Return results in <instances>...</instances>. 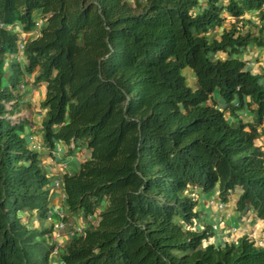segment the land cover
I'll list each match as a JSON object with an SVG mask.
<instances>
[{"label":"trees","instance_id":"1","mask_svg":"<svg viewBox=\"0 0 264 264\" xmlns=\"http://www.w3.org/2000/svg\"><path fill=\"white\" fill-rule=\"evenodd\" d=\"M263 33L264 0H0V264H264L247 235L217 240L194 197L264 232V74L248 59ZM32 84L43 147L88 153L59 180L70 217L95 219L55 256L51 226L31 225L53 215L51 179L27 120L6 117Z\"/></svg>","mask_w":264,"mask_h":264},{"label":"rangeland","instance_id":"2","mask_svg":"<svg viewBox=\"0 0 264 264\" xmlns=\"http://www.w3.org/2000/svg\"><path fill=\"white\" fill-rule=\"evenodd\" d=\"M247 17H248V14H245V18ZM254 19L256 20V18ZM230 20L231 19L227 17L225 21L223 22V25L228 27ZM262 39H264V33L262 34ZM258 50H261V49H258ZM258 50L256 51L250 50L249 52L250 56H252V57H249V63H252V66H250V69L252 68V71H255L257 73L258 71H264V68H261V65H259L258 63L252 62L256 58H258V56L261 54ZM263 66H264V63H263ZM183 72L187 74L188 69H184ZM187 78H188V82L192 85L193 84L192 75L187 74ZM23 90H25V88H23ZM42 92H43L42 84H37V85L32 84L30 89L25 91L23 95V98L21 100V111L13 115H6V117L10 118L14 122H17L20 118H25L27 120L28 123L26 124V130L28 131V133H27L26 139L28 141H31L33 146L37 150H39L41 154V160H44L48 163L46 164V166L56 163V161H58L57 163H59V165L61 167H64L65 169H67L68 166L71 169H76L78 167V159L81 158L80 157L81 153H79V151L77 152V154H75L76 150L72 152L73 154L71 155V157H66V156L60 157V155L64 153L63 151L65 150V148L60 149V152L58 153L53 152V153L48 154V149L44 148L42 145L41 134L39 132V126H38L39 121H40V116L43 112L41 105H40V101L43 96ZM7 106H9V104H7ZM240 117L242 120L247 119V117L244 115H240ZM260 147L262 151L264 152V143H262ZM56 149H58L57 145L55 146V150ZM51 182H52V179H51ZM194 197L197 200L196 209L200 213V216H201L200 220L206 219L210 222L211 226L212 225L216 226V229L213 228L216 232L214 237L220 241H223V240L230 241L233 238H235L236 234L232 233L231 231L232 226H229L230 219H229V216L227 215V209H229L230 207L228 206V208L223 207L219 209L218 208L219 200L214 197H213L214 201L211 205L208 199L206 198V196L202 194H197ZM230 201L234 202L233 197H231ZM232 202L230 204H232ZM63 211L65 212V210ZM65 213L68 216V219L66 222V229L64 230V232H62V238H66V234L68 233L69 235V232L75 230L78 225L77 220L75 221L72 217H70L68 212H65ZM231 222L233 223V219L231 220ZM196 223H198V221H196ZM31 225L35 229L49 228L51 226V220L48 219L46 216L44 218H41L40 216L39 218L34 217L31 221ZM63 241L65 240L62 239V243Z\"/></svg>","mask_w":264,"mask_h":264},{"label":"crops","instance_id":"3","mask_svg":"<svg viewBox=\"0 0 264 264\" xmlns=\"http://www.w3.org/2000/svg\"><path fill=\"white\" fill-rule=\"evenodd\" d=\"M250 50H253V51H256L258 49L256 48H251ZM261 54L258 56V58H256L255 60H253L252 62L253 63H258L259 65H261V68H264L263 66V63H264V49H261V50H258ZM250 52V51H249ZM249 57H252L250 56V53L248 55V59ZM249 66H252V63H249ZM252 70V68H251ZM255 72V71H253ZM257 73V72H256ZM258 73H263L264 74V71H258ZM39 126V124H38ZM40 132V131H39ZM261 144L264 143V136L263 138H261ZM79 151V153H81L80 155V159H78V163L88 155L87 153V150L85 149H81V150H76L75 154H77V152ZM49 154V152H48ZM73 153H70V154H67L65 155V153H63L62 155H60V157H71ZM56 160V158H55ZM43 164L46 166V164H48L46 161L42 160ZM58 161H56V163H53V164H50L48 166H44V170L46 172V174L50 177V179H54V178H59L60 174L63 173V172H72L73 170L75 169H71L69 166L67 167V169H65L64 167H61L59 165V163H57ZM52 166V167H50ZM59 166V168H58ZM215 196V194H213ZM206 196V198L208 199L209 197L207 195H204ZM235 198L233 197V200ZM232 201H230L231 203ZM229 203V204H230ZM233 205V204H232ZM51 207L53 210H55L56 208H60L62 210H65V207L63 205V199L61 198L60 196V191L59 190H55V189H52V195H51ZM207 210V209H206ZM66 212V210H65ZM227 215L229 216V219H230V222H229V226H232V227H236V232L235 234L239 235V234H244V235H247L248 237H253L254 239H261L264 241V232H263V222L259 219H256L253 217V214H251L250 212L248 213H244V214H240L238 211L235 210L234 207H232L230 205V208L227 209ZM233 219V223L231 222V220ZM64 239L65 241H63L62 244H64L68 237L66 236V238H62ZM253 239V240H254ZM264 246V245H262ZM55 264V263H54ZM58 264V263H56Z\"/></svg>","mask_w":264,"mask_h":264},{"label":"built area","instance_id":"4","mask_svg":"<svg viewBox=\"0 0 264 264\" xmlns=\"http://www.w3.org/2000/svg\"><path fill=\"white\" fill-rule=\"evenodd\" d=\"M56 145L58 146V149H56L54 153L60 152V149H61L60 144H56ZM51 187L52 189L59 190L61 198L62 199L64 198V194L61 191V182L59 178H54L52 180ZM214 198L213 197L208 198L210 205L213 203ZM223 207H225V204L219 201L218 208L221 209ZM52 213L53 215H49L47 216V218L51 220V239L53 240L52 254L55 256L58 254L60 248L62 247V232H64V230L66 229V220H65L66 213L60 208H56L55 210L52 211ZM94 219H95V216H89L88 219H83L81 216H78L77 217L78 225L76 229L69 232V235L67 233L66 236L69 238V237L74 236V234L81 233L87 224V220L91 221ZM212 228L216 229V226L212 225ZM236 229H237L236 227H232L231 228L232 233H235ZM251 239L253 240L254 238L251 237ZM254 242H256V244L261 245V246L264 245V241L261 239L256 238L254 239Z\"/></svg>","mask_w":264,"mask_h":264}]
</instances>
